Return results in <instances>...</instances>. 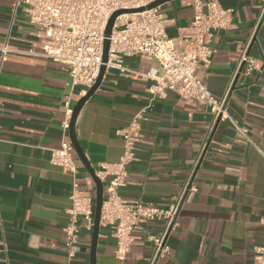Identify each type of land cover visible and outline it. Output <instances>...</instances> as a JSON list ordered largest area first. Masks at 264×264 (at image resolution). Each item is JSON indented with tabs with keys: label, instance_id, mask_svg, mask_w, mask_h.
<instances>
[{
	"label": "crops",
	"instance_id": "1",
	"mask_svg": "<svg viewBox=\"0 0 264 264\" xmlns=\"http://www.w3.org/2000/svg\"><path fill=\"white\" fill-rule=\"evenodd\" d=\"M193 2L158 6L169 19V36L186 32ZM219 2L232 9L231 25L216 31V53L200 68L206 87L224 100L214 125L206 104L170 91L151 100V81L143 75L158 70V62L136 55L124 57L127 70L105 72L77 114L75 135L95 172L119 160L123 140L117 131L145 108L138 160L128 165L120 190L125 199L166 207L189 182L166 237L168 255L152 261L147 235L157 234L162 221L141 219L124 260L114 255L110 228L100 226L96 264H249L254 247L264 245V10L261 0ZM26 7L27 0H0V49H10L4 55L0 50V264H91L92 228L78 218L71 258L63 228L70 222L74 183L78 196L94 201L95 183L74 147L75 173L49 161V149L71 142L72 109L88 89L71 86L64 66L44 55ZM243 54L254 59L248 75L239 72Z\"/></svg>",
	"mask_w": 264,
	"mask_h": 264
},
{
	"label": "built area",
	"instance_id": "2",
	"mask_svg": "<svg viewBox=\"0 0 264 264\" xmlns=\"http://www.w3.org/2000/svg\"><path fill=\"white\" fill-rule=\"evenodd\" d=\"M154 1L27 0L26 11L29 24L45 47L44 55L64 66L71 86L89 89L95 83L102 65L105 72L127 70L124 65V57L127 56L155 59L159 69L143 75L151 81L148 89L151 100L164 98L170 91L187 101L206 104L213 112L214 125L215 120L224 113V100L217 99L209 91L200 76V68L208 66L216 53L211 45L216 31L226 30L231 25L233 11L224 8L219 0H194L192 20L186 32L176 37L168 35L166 28L169 19L159 11L158 6L118 15L107 38V61L102 62L105 29L111 15L122 9L146 7ZM261 4L264 10V0H261ZM0 50L3 55L10 51L6 45ZM241 63V71L250 74L254 59L243 54ZM145 112V108L136 112L128 126L117 131L123 140L122 154L115 163H102L95 175L103 184L99 225L110 228L117 259H125L133 241L132 232L139 228L141 219L162 221L157 234L147 235L154 245V262L158 257L169 254L166 237L176 226L180 203L189 182L166 207L147 205L141 200H128L121 196L120 190L127 184V167L138 160L136 149L142 137L141 121L146 119ZM63 127L67 129L68 123H64ZM205 146L206 143L201 147L199 157ZM49 151L52 164L76 172L71 142L62 140L59 148ZM76 189L77 184L74 183L70 195L71 207L67 211L70 222L63 228L64 243L70 258L78 249V218L84 221L88 229L92 228L94 219V199L78 196ZM259 223L264 226V213ZM249 264H264V245L254 247L253 260Z\"/></svg>",
	"mask_w": 264,
	"mask_h": 264
},
{
	"label": "water",
	"instance_id": "3",
	"mask_svg": "<svg viewBox=\"0 0 264 264\" xmlns=\"http://www.w3.org/2000/svg\"><path fill=\"white\" fill-rule=\"evenodd\" d=\"M169 0H155L154 2L150 3L146 7H140L138 9H122L115 11L110 19L108 20L106 29H105V41L103 45V52H102V62L105 63L107 61V56H108V48H109V40L107 39L112 30L113 23L115 21V18L122 14V13H129V12H140L145 9H150L153 7H157ZM242 67L240 68L241 72ZM105 73V66L102 65L98 74V77L95 81V83L86 91L85 95H83L77 103L74 105L72 109V114L70 118V124H69V137L70 141L75 149V152L77 153L78 158L80 161L83 163L84 167L86 170L89 172L91 178L93 179L95 186H96V194H95V201H94V219H93V226H92V234H91V244H90V263L91 264H96L95 263V249H96V244H97V237H98V232H99V221H100V212H101V205H102V200H103V184L99 180V178L95 175L94 169L90 167V165L87 163L85 160L83 151L77 141L76 135H75V130H74V125H75V119L77 117V114L84 104V102L94 93V91L98 88L100 85V82L102 80V77Z\"/></svg>",
	"mask_w": 264,
	"mask_h": 264
}]
</instances>
